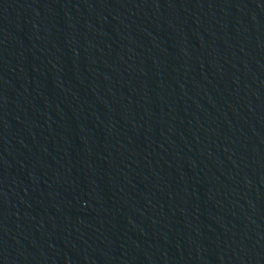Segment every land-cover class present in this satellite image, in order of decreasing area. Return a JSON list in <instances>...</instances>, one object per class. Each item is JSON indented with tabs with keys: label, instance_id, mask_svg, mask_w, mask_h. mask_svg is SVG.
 Segmentation results:
<instances>
[{
	"label": "water",
	"instance_id": "obj_1",
	"mask_svg": "<svg viewBox=\"0 0 264 264\" xmlns=\"http://www.w3.org/2000/svg\"><path fill=\"white\" fill-rule=\"evenodd\" d=\"M0 264H264V0H0Z\"/></svg>",
	"mask_w": 264,
	"mask_h": 264
}]
</instances>
